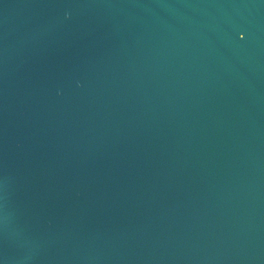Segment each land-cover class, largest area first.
Instances as JSON below:
<instances>
[{
  "label": "water",
  "instance_id": "1",
  "mask_svg": "<svg viewBox=\"0 0 264 264\" xmlns=\"http://www.w3.org/2000/svg\"><path fill=\"white\" fill-rule=\"evenodd\" d=\"M0 264H264V0H0Z\"/></svg>",
  "mask_w": 264,
  "mask_h": 264
}]
</instances>
